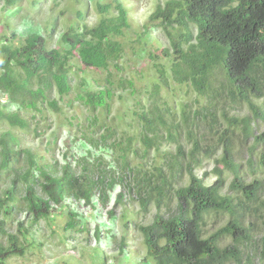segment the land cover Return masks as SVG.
Returning a JSON list of instances; mask_svg holds the SVG:
<instances>
[{"label": "clouds", "instance_id": "1", "mask_svg": "<svg viewBox=\"0 0 264 264\" xmlns=\"http://www.w3.org/2000/svg\"><path fill=\"white\" fill-rule=\"evenodd\" d=\"M183 6L0 0V264H264V0L182 25ZM37 41V71L9 58ZM97 44L113 55L81 54ZM154 86L169 117L144 144Z\"/></svg>", "mask_w": 264, "mask_h": 264}, {"label": "trees", "instance_id": "2", "mask_svg": "<svg viewBox=\"0 0 264 264\" xmlns=\"http://www.w3.org/2000/svg\"><path fill=\"white\" fill-rule=\"evenodd\" d=\"M20 0H8L9 6H13L17 4ZM218 2V0H184V6L181 8L180 12L177 14L176 23L179 24H185V16L189 18H195L197 16H205L209 9L214 7V4ZM170 15V13H169ZM166 20H169V16H165ZM172 21L169 20V23ZM207 31L209 33V41L217 40L220 38V34L223 32L225 36H233L237 31H239V25L235 23V21H232L229 23L228 20H225L223 24L219 27H217L215 24L209 23L207 26ZM203 34V33H202ZM102 39V37H101ZM180 39H185V35L182 33L180 35ZM9 51V58H16L18 64H22V61L20 60V57L24 55L26 52H31V55L29 57V64H31L32 71H37L42 64L44 63V59L46 54L43 52V48L40 45V42L37 41V43L30 44L28 48H20V49H14V50H7ZM73 54H75L76 49L73 47L72 49ZM114 48L112 46H109L107 49H105L101 44H97L87 50H81V54L84 55L86 59L89 57L93 58L92 62H99L106 60L107 58L111 57L113 55ZM159 54L162 53L163 57H167L169 55V50L167 47H164L162 50L155 51ZM177 52L179 53V49H177ZM215 52L213 49H206L203 53L200 54V59H204L205 57H209L211 55H214ZM158 56L154 55L151 56V59H155ZM7 67V62L5 64ZM156 67H159L160 69V75L164 76L163 66L156 65ZM12 69L9 68V72H11ZM173 71L175 72L176 76L178 78L182 77L185 73L186 69L181 63H175L173 65ZM159 86H154L151 89L150 92V98H151V104L146 110H140L139 111V120L142 126L143 131L148 134L145 136V139L143 141L144 144H151L152 142L158 141L160 139V133H159V126L164 125L168 122L169 117V111L168 108L165 107V105L162 107L161 105H158L159 100ZM185 119L187 120V112L188 110L185 107ZM199 117V116H198ZM260 118H264V116H261ZM206 119V117H205ZM214 120V116H213ZM256 121H250L249 122V128L252 132L254 131V123ZM150 135L151 138H148ZM258 140L264 139V137H258ZM6 143H8L7 138L5 140ZM182 155V152H181ZM179 162H177L173 167L177 166ZM240 169L242 167L239 166ZM197 196H199V193L194 189L192 192V197L195 199Z\"/></svg>", "mask_w": 264, "mask_h": 264}, {"label": "rangeland", "instance_id": "3", "mask_svg": "<svg viewBox=\"0 0 264 264\" xmlns=\"http://www.w3.org/2000/svg\"><path fill=\"white\" fill-rule=\"evenodd\" d=\"M20 2V1H19ZM18 2V3H19ZM11 7V6H10ZM164 47H158L156 50H158V51H160V50H162ZM154 55H156V56H158L157 58H155V59H153V60H157V59H160L161 58V54H159L158 52H156V54H155V52L152 54V56H154ZM158 66H160V65H158ZM159 68V67H158ZM158 105H161L162 107L165 105H163V103H161V100H160V91H159V100H158ZM165 107H167L166 105H165ZM185 107H186V109L189 111L190 110V106L189 105H185ZM196 116H200V113L199 112H197L196 113ZM259 127V123H258V121H256L255 123H254V131L256 130V128H258ZM257 147H259V144L257 145ZM251 163V162H250ZM261 163L262 164H264V160H262L261 161ZM240 167H244L242 164L241 165H239ZM205 175H207V173H205Z\"/></svg>", "mask_w": 264, "mask_h": 264}]
</instances>
